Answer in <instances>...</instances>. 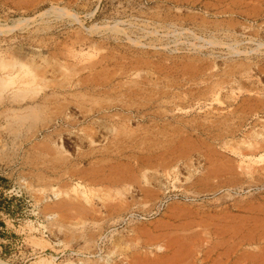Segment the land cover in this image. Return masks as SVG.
Wrapping results in <instances>:
<instances>
[{
	"label": "rangeland",
	"instance_id": "rangeland-1",
	"mask_svg": "<svg viewBox=\"0 0 264 264\" xmlns=\"http://www.w3.org/2000/svg\"><path fill=\"white\" fill-rule=\"evenodd\" d=\"M0 77L1 261L264 264V0H0Z\"/></svg>",
	"mask_w": 264,
	"mask_h": 264
},
{
	"label": "bare ground",
	"instance_id": "bare-ground-1",
	"mask_svg": "<svg viewBox=\"0 0 264 264\" xmlns=\"http://www.w3.org/2000/svg\"><path fill=\"white\" fill-rule=\"evenodd\" d=\"M1 66H2V63H1ZM9 82H11L10 79H5V78L0 77V106L4 108L1 115L7 118L8 117L7 113L11 112V113H14L12 118L14 119L16 118L14 124L22 123V122L25 123L26 121H28V119L32 117L31 114H32L33 109H35L36 111H38V109H41L42 102L45 101V98H43L40 103L36 102L33 108H30L27 106L23 108V106L27 104L25 100L26 94L25 93H22V94L13 93V91H5V89L3 88H5L6 84ZM9 87L11 88L12 84H10ZM31 101L32 103H35L34 100H31ZM23 102H24V105H22ZM13 107H17V109L20 111L19 114H17L18 112H15L17 110H14ZM0 264H7V263L0 260Z\"/></svg>",
	"mask_w": 264,
	"mask_h": 264
},
{
	"label": "trees",
	"instance_id": "trees-1",
	"mask_svg": "<svg viewBox=\"0 0 264 264\" xmlns=\"http://www.w3.org/2000/svg\"><path fill=\"white\" fill-rule=\"evenodd\" d=\"M8 181L2 177L0 175V213L1 211H9V207H5L6 204H8L9 201H11V199H13V197H6V195H4V191L8 190ZM0 228H4V223L3 221L0 219Z\"/></svg>",
	"mask_w": 264,
	"mask_h": 264
}]
</instances>
